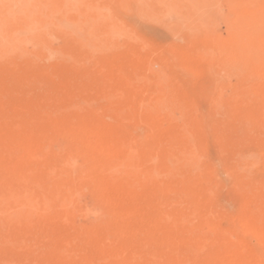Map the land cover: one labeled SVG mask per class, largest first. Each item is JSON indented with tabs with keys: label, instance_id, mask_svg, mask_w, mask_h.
I'll return each instance as SVG.
<instances>
[{
	"label": "bare ground",
	"instance_id": "6f19581e",
	"mask_svg": "<svg viewBox=\"0 0 264 264\" xmlns=\"http://www.w3.org/2000/svg\"><path fill=\"white\" fill-rule=\"evenodd\" d=\"M118 1L121 5L128 2L127 0ZM209 1L210 5L211 0ZM254 1L240 3L242 7L241 27L237 28L235 32H233L235 30L233 27V31L229 27L230 32L234 34L230 45L228 44L230 46L228 53L232 59L235 58L238 62L247 64L251 62L258 48L264 44V37L261 34V28L264 27V0L256 5L251 4ZM6 3L7 6H4ZM6 3L4 4L0 0V71H11L8 72L10 75L11 73L15 74V78L19 80V86L17 92L11 89L12 92H9L8 96L3 95L4 85L0 86V98L6 97V99H0L2 100L0 102V264H28L29 262L38 264H264V182L257 183L253 187L246 182L248 176L250 178L252 174L251 171L249 172L252 163L251 157L246 155L241 158L239 155L240 159L237 160V163H235L236 159L235 162L233 161L236 165V169L234 168L236 173L232 174H236L238 185H242L245 200L242 198L244 202L241 204L240 210L238 209L239 211L232 217V226L227 229H223L225 226L221 228L218 225L220 222L217 223L221 213L213 212L215 209L212 210V200L215 198L212 200L210 198L214 197L212 194H217L214 190L218 187L215 186L216 188L212 190L214 186L210 184L212 189L209 185V190V187L207 188L205 185L209 182L208 180H211L206 178L209 168L202 160L204 157L202 158L199 153V143L204 133L205 120L197 115L198 108L194 110L193 106L196 102L192 101L190 104L188 103L190 99L183 102L184 98L182 101L175 97L167 98L168 100L166 99L165 102L161 99L162 97L166 98L169 91L165 88L164 83V87L160 88L159 86L158 91H155V87H153L152 91L155 92L148 95L150 92L148 90L152 87L148 90L144 88L143 81L145 79L142 81L136 75L134 77H127L125 74L118 75V62H124V59H121L123 56L120 49L117 53L116 49L112 48L114 46L110 44L111 40L108 41L107 49L110 47L109 50L114 53L113 55H104V61L98 70L101 71L99 73L108 71V76H111L113 80L111 88L114 87L115 93H110V88L107 87L109 91L107 93L110 95L105 97L104 94V101L108 105L106 104V108H103L106 109V113H109V111L107 112V108H109L111 115L106 117V114H103L105 116L100 117L98 111H95L97 106H94L95 102L92 105L90 100L87 101L88 98H81V90L91 87V80L96 74L95 43H99V39L103 36L110 39L108 37L113 38L115 33L126 32L120 20H117L113 13L107 11L106 5L98 7L95 0H6ZM186 4L188 5V2ZM231 4L233 6V3ZM214 5L212 4V7ZM223 8L225 7L223 6ZM198 12L202 13L200 10ZM226 13L228 12L226 11ZM209 14L212 18L211 12ZM213 22L215 21L213 20ZM213 26L218 27L217 24ZM236 26L237 24L234 27ZM203 32L201 33L202 37L205 36ZM206 33L213 36L208 30ZM57 34L68 35V37L65 36L67 40L62 48L52 45L51 38ZM210 35L208 37L206 34L207 38H210ZM133 40L137 41V39ZM195 40L197 41V39ZM225 41L227 42V40ZM30 43L34 44L31 45L32 49L28 48ZM192 43L194 42L192 41ZM205 44L209 45L208 42ZM226 46L224 45V47ZM201 48L205 47L201 46ZM170 49L172 48L170 47ZM198 50L200 49L198 48ZM202 50L204 51V49ZM133 51L136 52L134 49ZM208 51L209 55L211 52ZM96 52L98 51L96 50ZM191 52L193 53V51ZM100 53L102 52L100 51ZM134 53V58H130L136 62V66L133 67L141 69V55L139 52ZM168 54L171 53L168 52ZM257 55L259 56L258 53ZM182 56L180 57L182 58ZM217 56L215 57L217 58ZM129 57H131L130 54ZM189 58L196 60L192 55V57L185 58L187 62ZM197 58L199 59V56ZM72 59L75 61L70 62ZM203 59L201 60L203 61ZM77 60L92 66L89 67V77L74 82L70 80L66 84L68 89L65 90L66 95L64 96L62 93H60L61 95L57 93L60 91L58 87L56 92L54 89L56 86L53 87L54 92L51 88V77L54 75L56 77L58 73L61 75L70 71L74 72L78 69ZM192 61L191 63H193ZM152 62L150 63L152 64ZM229 63L233 64L234 70L236 66L234 62L229 61ZM242 63L239 65L241 66ZM186 67L184 66V69ZM193 67L190 68L193 69ZM201 67L203 68V66ZM261 69L264 73V68ZM13 70H16V73ZM141 71H144V68ZM119 72L122 73V70ZM8 73L6 74L8 75ZM153 73L155 71L151 74L153 75ZM12 75L10 77L13 78ZM155 80L159 79L155 78ZM5 81L8 80L5 79ZM59 81L61 82V80ZM148 81L150 80L148 79ZM148 81L146 79V87H148ZM243 81L240 79V82ZM150 82L152 84V80ZM33 84L38 88V92L31 96L26 89ZM14 85V83L11 84L12 87ZM253 85L251 87H254ZM16 87L13 88L16 89ZM247 88L244 89L248 93ZM251 91L250 93L254 94L257 89L254 92ZM93 92L91 91V93ZM98 92L96 95L100 99ZM173 92L171 95H174ZM14 93L18 94L15 100L11 99V96L15 95ZM247 93H245L246 95L241 94L240 97L245 95V99L249 98L247 103H252L250 100L255 96L250 98L248 95L250 93ZM222 94L225 96V93ZM259 94L264 96V87L259 90ZM214 96L211 95L213 98ZM242 99L240 101L246 102ZM11 100L14 103L8 109L11 106ZM245 105L246 103L230 101L223 103L216 101L212 105V111L217 117L213 116L212 127L220 133L219 138L223 142L227 139L228 147L230 146L229 141L235 136L239 137L240 130L241 132L243 130V128L238 130L236 126L234 128V124L237 122L246 126L245 131L250 130L251 117L254 119L257 117V121L264 125V103L258 105L260 108H258L259 114L256 111L257 115L251 113V110L244 112L243 106ZM99 107L100 110L102 107ZM198 113L200 112L198 111ZM164 114L167 115L166 120L163 119ZM127 122H142L146 129L139 133L136 129L127 128ZM253 133L255 132L253 131ZM205 134H207L206 131ZM242 134L244 133L242 132ZM249 134H251L250 131ZM252 136L255 135L252 134ZM61 139L65 144H62ZM236 139L238 138L236 137ZM253 141L255 142V140ZM247 142L250 145V140ZM244 144L242 147L245 146ZM259 149L261 150V148ZM252 153L249 154L252 155ZM261 155L263 156V154ZM235 156L237 158V155ZM79 161L80 163H78ZM214 166L219 167L220 164L213 165V169L216 168ZM215 170L217 171V169ZM228 171L226 173H230V170ZM259 175L260 173L258 178ZM212 176L214 175L212 174ZM231 177L230 179H232ZM254 177L256 178V176ZM218 181L220 182V180ZM218 181L215 182L218 183ZM250 181L252 182V180ZM233 186V190H235L237 186L234 184ZM86 189L93 192L91 195L94 194V202L93 207L83 209L80 198H83L81 195ZM208 191H211V196ZM237 194L240 196L239 192ZM251 198L257 199L256 207L251 208ZM256 199L254 200L256 201ZM119 202H126V205L119 208ZM80 212L82 215L85 214L84 217H87L88 213L96 214V220L93 219L94 222L91 224L89 222L88 226L83 224L85 227L81 225L76 228L74 219ZM88 218H91L89 214ZM205 223L209 224V227ZM203 226L209 228L208 231H204ZM159 228H162V231L165 230L164 234H166V229L171 231V229L181 228L184 237L167 239L165 236L159 239V247H151L150 242L156 240L153 233ZM63 231L66 235L63 234ZM247 235L256 238L260 249L245 240L244 236ZM181 241L186 245V250L178 249V243ZM20 250H24L26 253L20 255L17 253Z\"/></svg>",
	"mask_w": 264,
	"mask_h": 264
},
{
	"label": "rangeland",
	"instance_id": "374dc122",
	"mask_svg": "<svg viewBox=\"0 0 264 264\" xmlns=\"http://www.w3.org/2000/svg\"><path fill=\"white\" fill-rule=\"evenodd\" d=\"M3 1V3L5 4L6 3V0H2ZM128 2H126V4L125 5H121L120 3H119V1L118 0H95V4L97 5V3H98V7H101V5L102 6H105L106 5V7H107V11L109 12V13H113L114 15H115V17H116V19L117 20H120V22L123 24V26L125 27V31L126 32H118V33H115L112 37L113 38H111V37H108V38H110V39H106L105 38V36H103V37H101V39H99L100 41H98L99 43H95V76L92 78V80H91V87L89 86L88 88H85V89H82L81 90V92H80V94H81V98H88L87 99V101H89L90 100V102H92V105H93V103L95 102V104H94V106H96L95 107V111L97 112L98 111V115L100 116V117H103V116H105V115H103V114H106V117L107 116H110L111 115V110H109V108H107L108 110H107V112L109 111V113H106V109H103L104 107L106 108V106L108 105L107 104V102L106 101H104V94H105V97L108 95H110V93L112 92V93H115V91H114V87H113V89L111 88L112 87V85H113V80H112V78H111V76H108V74H107V72L108 71H106L104 74L103 73H99V72H101V71H98L100 68H101V65H102V62L104 61V59H103V57H104V55H110V54H112L113 55V51H111V50H109V48L110 47H108V49H107V46H109V43H108V41H110V44H112V46H114V47H112V48H115L116 49V52L117 53H119V51H121L120 53L122 54V56H123V58H121V59H124V62H125V64H124V62H118V68H117V71H118V75H126L127 77L129 76V77H134L135 75L137 76V77H140V79L143 81L144 79H145V81H143L144 83H145V85H144V88L146 89V90H148L149 88H151V89H149L148 91H150V92H148V95H150L151 93H154L155 91H158L164 84V86H165V88L166 89H168V91H169V97L167 96L166 98H164V97H162V99L161 100H163V101H167L168 99L167 98H169V99H173V97H175V99H180V100H182V98H184L182 101L183 102H187L188 101V99H190L189 101H188V103H190V104H192V101L193 102H196V104H194V110L196 109L197 110V108H198V111L200 112V113H198V111H196L197 112V115L198 116H200V117H203V119L205 120L204 122H205V125H204V133H203V135H202V138H201V141H200V143H199V153H201L200 155L202 156V160L205 162V165L207 164V168H209L208 169V171H207V175H206V178H208V179H211L212 180V182H211V180H208L209 182H207L205 185L207 186V188L209 187V185L211 184L212 186H214V188L212 189V186L210 185V187H211V189L212 190H214L216 187L215 186H217L218 188H219V190H217V189H215L214 191H215V193H217V194H212V196H214V197H210L211 198V200L213 199V198H215V199H213L214 200V202H213V200H212V210L213 209H215L213 212L215 213H221L220 215L221 216H218V220L219 221H217V223L218 222H220V224H218L221 228H223L224 226V228L223 229H227V227L228 228H230L231 226H232V224H233V219H232V217L240 210V208H241V204L244 202V200H245V198H244V195H243V192H242V185H238V182H237V180H236V174H232V173H236L235 171V167H236V165H235V163H237V160L238 159H240V156H241V158L242 157H246V155H247V157H251V161H252V163H251V168H250V170H249V172L251 171V175L250 174H248V175H250V178H249V176H248V178H247V183L250 185L251 184V187H253L254 185H256L257 183H261V182H264V159H262L263 157H264V139H262L261 137H263L264 138V125L262 124V123H260L259 121H257V117L254 119V117H251L252 119H251V124H249L251 127H249V129L250 130H244L245 129V127L246 126H244L242 123H240V122H237V123H239L238 125H237V123L236 124H234V128H235V126L237 127V129L238 130H240V129H242L243 128V130H242V132L244 133V134H242V132H241V130H240V136L238 137V136H235V137H233L234 139H231L230 141H229V147H228V144H226L227 142V139L226 140H224L225 142H223L220 138H219V132L215 129V128H213L212 127V123H213V121L212 120H214L213 118L214 117H216L215 116V114L213 113V111H212V105L217 101V102H220L221 103V101H222V103L223 102H236V103H246V105L245 106H243V109H244V112H247V111H250L251 110V113H253V114H255L256 113V111H257V113L259 112V109L258 108H260V107H258V105L260 104H263L264 103V96L262 97L260 94H259V90L260 89H262L264 86V75H262V74H264L262 71H263V69H261V68H264L263 66H264V57L262 58V55L264 56V44L263 45H261L259 48H258V50H257V52L253 55V59H251V62H248V64L247 63H242V62H238V60L237 59H235V58H233L232 59V56H230V54L228 53V52H230V40H231V38L233 37V32H235L236 31V29L237 28H239V27H241V18H242V7H241V2H243V1H251V0H211V6L209 5V3H210V1L209 0H138V2H137V0H127ZM132 1H134L133 3H132ZM227 3L226 1H230V2H228L226 5H225V3ZM234 1V2H233ZM254 1V0H253ZM262 0H255L253 3H251V4H257L258 2H261ZM97 2V3H96ZM178 2V3H177ZM184 2V3H183ZM186 2H188V5L186 4ZM191 2H193V3H191ZM202 2L204 3L203 5H202ZM209 2V3H208ZM216 3L215 5H214V3ZM106 3V4H105ZM139 3V4H138ZM174 5H173V4ZM175 3H177V4H175ZM208 3V4H207ZM223 3V4H222ZM231 3H233V6L234 5H236L237 7H233L232 6V4ZM171 6H170V5ZM180 4V5H179ZM181 4H184V5H182L181 6ZM198 4V5H197ZM200 4V5H199ZM212 4L214 5V7H212ZM231 4V5H230ZM10 5V4H9ZM202 5V6H201ZM206 5V6H205ZM219 5V6H218ZM228 5V6H227ZM4 6H7V3L4 5ZM169 6V7H168ZM175 6V7H174ZM187 6V7H186ZM192 6V7H191ZM199 6V7H198ZM207 6H208V8H207ZM223 6L225 7V8H223ZM232 6V7H231ZM128 7H129V9H131V10H129L128 9ZM132 7V8H131ZM186 9H185V8ZM196 7V8H195ZM203 7H204V11H203ZM230 8V10H229V8ZM181 8V9H180ZM191 8V9H190ZM205 8H206V10H205ZM219 8V9H218ZM177 9H178V11H177ZM196 9V10H195ZM202 9V10H201ZM208 9V10H207ZM214 9H215V11L218 13V15H217V13L214 11ZM222 9V10H221ZM124 10H125V12H124ZM169 10V11H168ZM190 10H192V11H190ZM200 10V12L202 11V13H199L198 11ZM220 10V11H219ZM224 10H225V12H224ZM236 10V11H235ZM205 11H207V12H205ZM226 11L228 12V13H226ZM231 11V12H230ZM125 13V15H123V13ZM174 12V13H173ZM199 13V15H197L198 13ZM211 12V17L213 18H210V13ZM216 13V14H214V13ZM219 12H220V15H219ZM224 13V14H222V13ZM234 12L236 13L235 15H234ZM240 12V13H239ZM168 13H169V15H168ZM172 13V14H171ZM192 15V17H191V15ZM213 13V14H212ZM127 14V15H126ZM167 14V15H166ZM174 14V15H173ZM197 16H196V15ZM225 14H227V15H229L228 17H227V15H226V17H225ZM175 15H177V16H175ZM201 15V16H200ZM216 15V16H215ZM223 17H222V16ZM173 17V18H172ZM178 17H180V18H178ZM197 17V18H196ZM209 17V18H208ZM217 18V19H215V18ZM207 18L209 19V23H208V20H207ZM224 18V19H223ZM229 18V19H228ZM231 18H232V21H230L231 20ZM236 18H240V19H236ZM126 19V20H125ZM201 19V20H200ZM221 19H223V21H221ZM212 22H211V21ZM213 20L215 21V22H213ZM217 20V21H216ZM226 20H229V21H227L226 22ZM123 21V22H122ZM191 21V22H190ZM198 23H197V22ZM219 21V22H218ZM226 23H225V22ZM239 21H240V23H239ZM210 22L212 23L211 25H210ZM219 24H218V23ZM231 22V23H230ZM236 22H238V23H236ZM194 23V24H193ZM207 23H208V25H207ZM214 23H216L217 24V26L219 27H215V26H213V25H216V24H214ZM224 23H225V25H224ZM235 24H237V26L236 27H234L235 26ZM207 25V26H206ZM220 25V26H219ZM222 25V26H221ZM226 25H227V27H226ZM203 26V27H202ZM205 26H206V29H205ZM209 26H211L210 28H208ZM232 29V27H233V29H235L234 31H233V29L231 30L230 28ZM129 28V29H128ZM194 28V29H193ZM218 28V29H217ZM220 29V30H219ZM262 30H261V34H263V37H264V27H262L261 28ZM207 30L209 31V33H211L213 36H211L210 34H208V33H206L207 32ZM230 30L231 31H233V32H230ZM204 31V32H203ZM193 32H195V33H193ZM203 32V35H205L206 36V34H207V36L208 35H210V38H207V36L205 37H202V35H201V33ZM213 32H214V34H213ZM205 33V34H204ZM217 33L219 34L218 36H217ZM195 34H197V35H195ZM58 35H59V37H58ZM131 35V36H130ZM201 35V36H200ZM227 35V36H226ZM232 35V36H231ZM55 36V37H54ZM54 36H52V38H51V41H52V45L54 46V47H56V48H62L63 46H64V44H65V40H67V37H68V35L67 34H57V35H54ZM65 36H67L66 38H65ZM70 37H73V36H71V35H69ZM217 36V37H216ZM61 37V38H60ZM132 37V38H131ZM209 37V36H208ZM211 37H213L212 38V40L210 41V39H211ZM223 37V38H222ZM57 38V39H56ZM59 38V39H58ZM193 38H194V40H193ZM199 38V39H198ZM206 38V39H205ZM113 39V40H112ZM132 39H137V41L136 40H133L132 41ZM195 39H197V41L195 40ZM202 39H204V40H202ZM209 39V40H208ZM216 39H219V40H216ZM191 40V41H190ZM215 40H216V42H215ZM225 40H227V42L225 41ZM53 41H54V43H53ZM135 41V42H134ZM192 41L194 42V43H192ZM182 42V43H181ZM190 42V43H189ZM203 42H208L209 43V45H207V44H205V43H203ZM215 42V43H214ZM57 43H60V44H57ZM221 43H222V46H221ZM131 44V45H130ZM149 45V46H147V45ZM189 44V45H188ZM202 44V45H201ZM206 46H205V45ZM229 44V45H228ZM31 45H34L33 43H30V44H28V48L29 49H32V47L33 46H31ZM191 45H193L192 47H191ZM204 45V46H203ZM213 45H215L216 46V49H215V46H213ZM224 45L226 46V47H224ZM98 46H99V48H98ZM121 46H125V47H121ZM190 46V47H189ZM201 46L202 47H205V48H201ZM212 48V50H211V48ZM221 46V47H220ZM117 47V48H116ZM131 47H132V49H131ZM134 47V48H133ZM170 47L172 48V49H170ZM193 47H195V48H193ZM208 47V48H207ZM131 50H130V49ZM160 48H162L161 50H160ZM198 48L200 49V50H198ZM222 48V49H221ZM120 49V50H119ZM124 49V50H123ZM126 49H127V52L128 51H130L129 53H127L126 52ZM133 49L136 51L135 53H140V55H141V58H142V68L140 69V68H138V67H133V66H136V62L134 61V59H130V58H134V55H133V53H134V51H133ZM140 49V50H139ZM165 49V50H164ZM202 49H204V51L202 50ZM208 49H209V51H208ZM221 49V50H220ZM225 49V50H224ZM228 49V50H227ZM96 50L98 51V52H96ZM119 50V51H118ZM174 50V51H173ZM179 50V51H178ZM208 52H211V53H209V55L207 54V51ZM100 51L103 53V51H104V53L102 54V53H100ZM133 53H132V52ZM142 51V52H141ZM188 51V52H187ZM191 51H193V53L191 52ZM206 51V52H205ZM227 51V52H226ZM106 52V53H105ZM168 52L169 53H171V54H168ZM188 53V54H186V53ZM199 52V53H198ZM216 52V54H214ZM225 52V53H224ZM261 52H262V54H261ZM125 53V54H124ZM134 53V54H135ZM181 55H180V54ZM197 53V54H196ZM206 53V54H205ZM226 53H228L229 54V56H228V54H226ZM257 53L259 54V56L257 55ZM129 54H130V56L131 57H129L128 58V56H129ZM184 54V55H183ZM217 54H218V56H220V58H218V56H217ZM97 55V56H96ZM127 55V56H126ZM133 55V56H132ZM183 55V56H182ZM187 55H189V56H187ZM192 55L196 58V60L194 59V58H189L188 59V62L186 61L187 59H185V58H187V57H192ZM217 56V58L215 57V56ZM226 55V56H225ZM261 55V56H260ZM147 56H149V57H147ZM180 56H182V58L180 57ZM199 56V59L197 58ZM206 56H207V58H209V59H207L206 58ZM228 56V57H227ZM257 56V57H256ZM126 57H127V59H126ZM147 57V58H146ZM215 57V58H214ZM228 59H227V58ZM151 58V59H150ZM160 58V59H159ZM180 58V59H179ZM205 59V61H204V59ZM227 60H226V59ZM74 59V58H73ZM71 60L70 62H73V61H75V60ZM144 59V60H143ZM194 59V60H193ZM201 59H203V61L201 60ZM230 59V60H229ZM154 60V61H153ZM162 60V61H161ZM193 60V61H192ZM200 62H199V61ZM207 60H209V61H207ZM215 60V61H214ZM232 60V61H231ZM234 60V61H233ZM153 61V62H152ZM160 61V62H159ZM191 61L193 62V63H191ZM220 61V62H219ZM227 61V62H226ZM229 61L230 62H234V65H236L235 67H234V70H233V64L232 65H230V63H229ZM69 62V63H70ZM77 63V67H78V69L77 70H75L74 72L73 71H70L69 69H66V70H68V71H70L69 73H67V74H61L60 75V73H58V74H56V77H55V75L53 76V77H51V81H50V83H51V88L53 89V87H55L54 89L56 90V88L58 87V89L60 90V91H58L57 92V90H56V92L57 93H62V95L64 96V95H66V89H68V87H67V83L71 80L72 82H74V81H79V80H82V79H85V78H87V77H89V75L90 74H88L89 73V67H92V66H88V65H86L85 63H83V61H81V60H77L76 61ZM150 62H152V64L150 63ZM187 62V63H186ZM201 62H203V63H201ZM81 63V64H80ZM154 63V64H153ZM161 63V64H160ZM192 65H191V64ZM210 63V64H209ZM229 63V64H228ZM236 63V64H235ZM239 63H242L241 64V66L239 65ZM96 64H97V66H96ZM100 64V65H99ZM121 64V65H120ZM147 64H149V66H147ZM194 64V65H193ZM247 64V65H246ZM230 65V66H229ZM249 65H251V66H249ZM255 65V66H254ZM83 66V67H82ZM153 66H154V69H153ZM183 66V67H182ZM184 66H187L185 69H184ZM194 66V67H193ZM201 66H203V68L201 67ZM239 66V67H238ZM249 66V69L247 68ZM64 67V66H63ZM66 67V66H65ZM193 67V69H191V68ZM201 67V68H200ZM209 67H210V69H209ZM237 67H238V69H237ZM67 68V67H66ZM143 68H144V71H141V70H143ZM148 68V69H147ZM152 68V69H151ZM191 69V71H190V69ZM199 68V69H198ZM247 68V69H246ZM252 68V69H251ZM256 68V69H255ZM107 69H108V66H107ZM188 69H189V71H188ZM202 69H205V70H202ZM233 71H232V70ZM261 69V70H260ZM122 70V73L121 72H119V71H121ZM139 70V71H138ZM186 70V71H185ZM214 70H215V72H214ZM254 70V71H253ZM14 71V73H16V70H13ZM133 71H138V72H133ZM146 71V72H145ZM153 71H155V73H153V75L151 74ZM228 71H230V72H228ZM249 71H251L249 74H248V72ZM8 72H11V71H8ZM7 71L6 72H2V71H0V86H3L4 88H5V90H4V88H3V95H5V96H8V93L9 92H12L11 91V89L14 91V92H17V90H18V86H19V80H17L16 78H15V74L14 75H12V73H11V75L13 76V78H15L14 79V81H12L13 80V78L12 77H10L11 75H10V73H8ZM125 72V73H124ZM139 72H141L140 74H139ZM145 72V73H144ZM151 72V73H150ZM186 72V73H185ZM2 73V74H1ZM4 73V74H3ZM6 73H8V75L6 74ZM87 73V74H86ZM129 73V74H128ZM134 73V74H133ZM136 73V74H135ZM143 73V74H142ZM182 73V74H181ZM101 74V75H100ZM160 74V75H159ZM167 74V75H166ZM194 76H193V75ZM222 74V75H221ZM243 74V75H242ZM4 75H5V77H4ZM76 75V76H75ZM83 75V76H82ZM86 75H88V76H86ZM102 75H103V77H102ZM139 75V76H138ZM145 77V78H142L143 76ZM240 75V76H239ZM242 75V76H241ZM251 75V76H250ZM261 75V76H260ZM43 76V75H42ZM74 76V77H73ZM102 78H101V77ZM107 76V77H106ZM263 77V78H260V77ZM44 77V76H43ZM70 79H69V78ZM105 77V78H104ZM146 77H148V78H146ZM176 77V78H175ZM219 77V78H218ZM245 77V78H244ZM6 80H8V81H5V79ZM62 78V79H61ZM68 78V79H67ZM78 78V79H77ZM96 78V79H95ZM155 78H157V79H159V80H155ZM223 78V79H222ZM108 79V80H107ZM146 79H147V81H148V79L151 81L152 80V84H154V82H155V84L154 85H152L151 84V82L150 81H148V87H146L147 85V82H146ZM177 79V80H176ZM188 79V80H187ZM217 79V80H216ZM240 79H241V81H243V82H240ZM255 79V80H254ZM260 79V80H259ZM59 80H61V82L59 81ZM102 80V81H101ZM219 80H221V81H224V82H221V81H219ZM261 80H263V81H261ZM5 81V82H4ZM12 81V82H11ZM230 83H229V82ZM246 81H247V83L249 84H247L246 83ZM259 81H261V82H259ZM112 82V83H111ZM157 82H161L160 84L159 83H157ZM219 82V83H218ZM221 82V83H220ZM238 82H240V83H242V84H238ZM251 82H254L253 84L251 83ZM15 84L13 87H16V89H14L12 86H11V84ZM60 83V84H59ZM62 83V84H61ZM105 83V84H104ZM150 83V84H149ZM164 83V84H163ZM2 84V85H1ZM7 84V85H6ZM60 86H59V85ZM63 84H65V86H63ZM231 84V85H230ZM253 85L254 87H251V85ZM263 84V85H262ZM102 85V86H101ZM157 85V86H156ZM223 85H224V87H223ZM229 85V86H228ZM235 85V86H234ZM237 85V86H236ZM245 85H247V86H245ZM97 86H101V87H97ZM109 86V87H108ZM150 86V87H149ZM159 86H160V88H159ZM163 86V87H164ZM169 86H172V87H169ZM221 86V87H220ZM245 86V87H244ZM249 86V88H251L252 89V91H251V89H249V88H247ZM36 85L35 84H33V86L32 85H30L29 86V88L27 87V92L31 95V96H34L35 95V93L36 92H38V88L36 87ZM60 87V88H59ZM107 87L108 88H110L109 89V91H110V93H107V92H109L108 91V89H107ZM153 87H155L154 88V90L155 91H152L153 90ZM175 87V88H174ZM216 87V88H215ZM223 87V88H222ZM237 88L238 87V89H236V90H238V91H236L235 90V88ZM240 87V88H239ZM242 87V88H241ZM247 88V91H248V93H250V91L251 92H254V90L255 89H257V92L255 91V95L253 94V93H250V94H248L247 92H246V90L244 89V88ZM61 88H62V91H61ZM103 88V89H102ZM158 88V89H157ZM194 88H195V91H194ZM218 88V89H217ZM222 88V89H221ZM54 89H53V91H54ZM63 89H64V91H63ZM88 89V90H87ZM112 89V90H111ZM214 89H216L215 91H214ZM229 89V90H228ZM241 89H244V90H241ZM29 90V91H28ZM35 90V91H34ZM85 90V91H84ZM90 90V91H89ZM95 90V91H94ZM235 90V92H233ZM91 91L93 92V93H91ZM99 91V92H98ZM101 91V92H100ZM172 91H174L173 93H174V95H171V93H172ZM23 92V91H22ZM55 92V91H54ZM65 94H64V93ZM83 92V93H82ZM86 92H88V93H86ZM90 92V93H89ZM97 92H98V94L100 95V99H99V96L97 97ZM186 92V93H185ZM214 92H215V94H214ZM220 93V95H219V93ZM241 92V93H240ZM247 93L249 96H250V98L251 97H254V98H251V100H250V102H252V103H247V101H248V99L249 98H247V99H245L246 98V94L245 93ZM222 93H225V96H224V94H222ZM229 93V94H228ZM232 93V94H231ZM257 93V94H256ZM15 94V93H14ZM89 94V95H88ZM241 94H245V95H243V97H240V96H242ZM61 95V94H60ZM148 95H146L147 97H148ZM153 95V94H152ZM171 95V96H170ZM211 95H217L216 97L214 96V98L213 97H211ZM221 95H222V97H221ZM232 97H231V96ZM234 95H236V96H234ZM253 95V96H252ZM14 96V97H13ZM13 96H11V99H13V100H15V98H17V96H18V94H15V95H13ZM91 96V97H90ZM94 98H93V97ZM187 96H188V98H187ZM199 96V97H198ZM229 96V97H228ZM153 97H155V95H153ZM193 97H194V99H193ZM218 97H220V98H218ZM223 97H225L224 98V100H223ZM234 97H235V101H234ZM248 97V96H247ZM98 98V99H97ZM102 98H103V101H102ZM187 98V99H186ZM212 98V99H211ZM227 98V99H226ZM242 100H245L246 102H243V101H240L241 99ZM0 99H2V98H0ZM3 99H6V97H3ZM2 99V100H3ZM94 100V101H92V100ZM167 99V100H166ZM193 99V100H192ZM240 99V100H239ZM255 99H257V100H255ZM2 100H0V102L2 101ZM233 100V101H232ZM100 102L99 103V105H98V102ZM205 101V102H204ZM240 101V102H239ZM13 101L11 100V102H10V104H11V106L8 108V109H10L11 107H12V105H13ZM97 103V104H96ZM102 103H104L105 104V106H103L104 104H102ZM107 104V105H106ZM101 105V106H100ZM196 105V106H195ZM251 105V106H250ZM259 105V106H260ZM102 107L100 110H102V111H100L99 109H98V107ZM99 107V108H100ZM97 108V109H96ZM258 109V110H257ZM100 111V112H99ZM104 111V112H103ZM5 113H7V112H5ZM257 113H256V115H257ZM109 114V115H108ZM217 114V113H216ZM259 114V113H258ZM102 115V116H101ZM218 115V114H217ZM222 115V114H221ZM214 116V117H213ZM219 117H222V116H220V115H218ZM240 116V115H239ZM252 116V115H251ZM212 118V119H211ZM217 118V117H216ZM163 119L164 120H166L167 119V115L166 114H164V116H163ZM254 121V122H253ZM209 123V124H208ZM256 123V124H255ZM139 125H140V127H139ZM126 126H127V128H131V129H136V131L137 132H139V133H141V132H144V130L146 129V127H145V124H143L142 122H139V123H130V122H127L126 123ZM244 126V127H243ZM254 126V127H253ZM260 127V128H259ZM138 128V129H137ZM208 128V129H207ZM255 128V129H254ZM142 129V130H141ZM212 130V131H211ZM257 130V131H256ZM205 131H206V133L207 134H205ZM217 131V132H216ZM249 131H250V133L251 134H249ZM253 131L255 132V133H253ZM211 132V133H210ZM259 132H261V133H259ZM215 133V134H214ZM263 133V134H262ZM252 134H254L255 136H252ZM218 135V136H217ZM260 135V136H259ZM207 136V137H206ZM236 137L238 138V139H236ZM254 137H255V139H254ZM260 139H259V138ZM216 138V139H215ZM207 139V140H206ZM262 139V140H261ZM205 140V141H204ZM217 140V141H216ZM235 140H237L236 142H235ZM250 140V145L248 144L249 142H247V141H249ZM252 140V141H251ZM253 140H255V142L253 141ZM260 140V141H259ZM61 141H62V139H61ZM215 141V142H214ZM234 141V142H233ZM263 141V142H262ZM63 143L62 144H65V142L64 141H62ZM214 142V143H213ZM202 143V144H201ZM219 143V144H218ZM235 143V144H234ZM236 143H237V146H236ZM244 143H246V144H244ZM233 144H234V146H233ZM239 144H240V146H239ZM245 145L244 147H242V145ZM213 146V147H212ZM215 146V147H214ZM255 146H256V148H255ZM211 147H212V149H211ZM218 149V151H217V149ZM235 148H237V149H235ZM252 148H254L253 150H251ZM259 148H261V150L259 149ZM207 149H208V151H207ZM211 149V150H210ZM238 149H239V151H238ZM259 149V150H258ZM262 149H263V151H262ZM249 150V151H248ZM228 151V152H227ZM230 151V152H229ZM234 151V152H233ZM254 151L255 153L253 154L252 152ZM261 151V152H260ZM205 152V153H204ZM257 152V153H256ZM222 155H221V154ZM235 153V154H234ZM249 153H252V155H254L253 157H252V155L251 154H249ZM208 154V155H207ZM243 154H244V156H243ZM249 154V155H248ZM261 154H263V156L261 155ZM212 155V156H211ZM235 155H237V158H236V156ZM240 155V156H239ZM221 156H222V158H221ZM235 158H234V157ZM238 156H239V158H238ZM209 157V159H207ZM233 157V158H232ZM258 157H260V158H258ZM235 159H236V162H235ZM211 160H213V161H216V162H213V161H211ZM221 160V161H220ZM256 160H261V161H256ZM235 163H234V162ZM255 161L257 162V164L255 163ZM229 162H231V163H229ZM262 162V163H261ZM78 163H80V161L78 162ZM214 163V164H213ZM218 163L220 164V166H222V167H218V166H214V167H216V168H214L213 169V165H218ZM233 163V164H232ZM260 163H261V165H260ZM209 164H210V166H209ZM212 164V165H211ZM261 166V171H260V169H259V167ZM228 167V168H227ZM230 167H232V168H230ZM253 167H255L254 169H253ZM235 168V169H234ZM212 169V170H211ZM215 169H217V171L215 170ZM226 169V170H225ZM232 169H234V171H232ZM215 172H214V171ZM228 170H230V173H226V172H229ZM256 171V174H255V171ZM214 173H213V172ZM248 172V173H249ZM217 175H216V174ZM260 173V175H259V178L257 177L258 176V174ZM212 174L214 175V176H212ZM216 175V176H215ZM228 175H230V176H228ZM253 175V176H252ZM209 176H210V178H209ZM232 176V177H231ZM254 176H256V178L254 177ZM216 179H214V178ZM219 177V178H218ZM230 177L233 179H230ZM252 177V178H251ZM217 178H218V180H220V182L217 180ZM235 178V179H234ZM253 178H255V179H259L258 181L257 180H255V179H253ZM263 180H262V179ZM218 181V183L217 182H215V181ZM221 180H222V182H221ZM229 180H230V182H229ZM250 180H252V182H256L255 184H253ZM262 180V181H261ZM231 181H233V182H231ZM236 181V182H235ZM260 181V182H259ZM217 183V185H215V183ZM236 184H235V183ZM222 183V184H221ZM214 184V185H213ZM228 184V185H227ZM233 184L235 185V186H237V188L235 189V190H233L234 189V186H233ZM219 185V186H218ZM231 187H230V186ZM210 187H209V190H210ZM223 187V188H222ZM88 191H90V189H86L85 190V192H83L82 193V195H81V197H83V198H80V203H81V206H82V208L83 209H85V208H91V206L93 207V202H94V200H93V198H94V194H92L91 195V193H93L92 191H90V192H88ZM217 191V192H216ZM223 191V192H222ZM235 191V192H234ZM209 192V196H211V191H208ZM213 192V191H212ZM220 192H222V193H220ZM239 192V194H240V196L237 194ZM214 193V192H213ZM221 195H220V194ZM86 194V195H85ZM91 195V196H90ZM224 196V197H223ZM235 196V197H234ZM240 197V199H239V197ZM86 197V198H85ZM216 197H217V199H216ZM88 198V199H87ZM244 200H243V199ZM236 199V200H235ZM254 199H256V198H251V208H253V207H256L257 205V203L256 202H258L257 201V199H256V201L254 200ZM218 200V201H217ZM243 200V201H242ZM217 201V202H216ZM234 201V202H233ZM255 201V202H254ZM253 203H254V205H253ZM85 204V205H84ZM214 204H215V206H214ZM239 204V205H238ZM86 205H88V206H86ZM125 206L126 205V202H124V203H122V202H119V208H123V206ZM238 206V207H235V206ZM226 206V207H225ZM239 209V210H238ZM218 210V211H217ZM224 210V211H223ZM226 214H225V213ZM215 213V214H216ZM88 214H89V217H91L90 219H91V221H89L90 219L88 218ZM87 214V217H84L85 216V214H83L82 215V213L80 212V213H78L77 214V217H75V219H74V221H75V225H76V228H78V227H81V225H82V227H85L84 225H90L91 223H93L94 222V220H96V214L94 215V214H92V213H88ZM90 214H92V216H90ZM223 214V215H222ZM101 215V214H100ZM218 215V214H217ZM79 218V219H78ZM88 218V219H87ZM224 218V219H223ZM94 219V220H93ZM81 220V221H80ZM88 220V221H87ZM222 221V222H221ZM85 222V223H84ZM89 222H90V224H89ZM84 224V225H83ZM206 225H207V223H205ZM205 224H203V225H205ZM78 225V226H77ZM209 225V224H208ZM207 225V227H209ZM204 227V226H203ZM202 227V229L204 230V231H208V229L209 228H207L206 226L203 228ZM206 228V229H205ZM160 230H161V233H160ZM164 232H165V230L163 229V231H162V228H159V229H156L155 231H154V238L156 237V240H155V242H154V240L152 241V242H150V244H151V247L153 246V247H156V246H160V244H159V239H161L162 237H165V236H167V239H169V238H171V239H176V238H180V237H182L183 236V231H182V229L181 228H175L174 230H172L171 229V231H170V229H166V234H164ZM156 233V234H155ZM169 233H170V235H169ZM62 234V233H61ZM63 234L64 235H66V233L63 231ZM168 234V235H167ZM174 236H173V235ZM163 235V236H162ZM161 236V237H160ZM173 236V237H172ZM184 237V236H183ZM244 238H245V240H247L248 242H250L255 248H257V249H260V245L258 244V242H257V240H256V238L254 237V236H252V235H247V236H244ZM182 242V243H181ZM181 242H179L178 243V246H179V250L181 249H183V250H186V245H184V242L183 241H181ZM253 242H255V243H253ZM177 246V247H178ZM25 250V249H24ZM24 250H20V251H18L17 253L18 254H20V255H23V254H25L26 252V250L24 251ZM182 250V251H183ZM28 264H38L37 262L35 263H33V262H29Z\"/></svg>",
	"mask_w": 264,
	"mask_h": 264
}]
</instances>
